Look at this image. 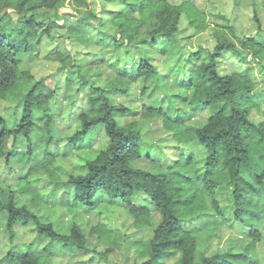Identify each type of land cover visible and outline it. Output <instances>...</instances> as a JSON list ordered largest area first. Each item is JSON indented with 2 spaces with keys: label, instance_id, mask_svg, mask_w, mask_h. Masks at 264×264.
Returning <instances> with one entry per match:
<instances>
[{
  "label": "trees",
  "instance_id": "16d2710c",
  "mask_svg": "<svg viewBox=\"0 0 264 264\" xmlns=\"http://www.w3.org/2000/svg\"><path fill=\"white\" fill-rule=\"evenodd\" d=\"M64 1L7 0L4 5L19 15L20 27L13 26L10 14L0 9V104L14 100L22 106L17 123L14 115L9 119L0 112V162L10 168L13 163L27 168L17 177L16 189L38 196L40 186L34 181L45 173L55 179L52 194L62 191L63 203L74 206L79 215L96 208L101 200L121 202L136 228L131 246H121L104 226L103 231H96V237L107 246V252L122 254L124 247L133 253L131 264H165L169 258H175L176 264H260L245 240L235 239L229 248L211 254L208 248H200L196 232L214 224H238L253 242L261 239L264 186L255 185L254 180L263 182L264 121L257 125L251 114L256 111L264 115V91H256L253 78L257 66L264 69V32L259 28L256 36L240 39L238 46L220 30L232 29L230 21L217 16L226 24L214 23L219 29H214L212 48L199 45L189 51L184 63L192 74L181 83L183 89L172 103L178 111L171 117L166 112L170 104L157 90L165 91L172 84L168 80L171 72L159 73L154 55L172 57V49L181 50L184 13L189 23L205 22L203 11L195 4L198 0H118L121 9L106 11V19L99 17L90 0H71L78 19L64 23L66 40L90 47L96 43V33L97 43L114 51L107 62L115 79L108 86H95L88 71L67 50L55 51L49 57L61 64L66 87L70 88L77 76L80 88H86L88 94V108L78 116L79 128L67 137V145L71 151H92L93 156L87 158L84 173H71L63 180L57 164L71 151L56 150L63 109L59 84L55 80L50 85L47 78L21 71L19 63L22 55L36 56L43 44L56 36L53 29L59 25L53 21ZM97 19L102 21L98 27ZM227 58L238 61L231 74L222 68ZM135 83L140 84L133 87ZM66 105L72 107L71 103ZM138 113L162 123L174 140L188 145L189 151L171 162L161 146L146 140L137 121L123 122L122 117ZM202 115L205 120H200ZM195 120L203 122L186 125ZM100 135L104 145L93 149ZM20 142L25 143L24 151H19ZM37 142L42 143L40 153ZM160 158L168 166L162 164L157 173L135 165L143 159L154 162ZM223 189L229 190L231 202L224 200ZM80 222L70 234L61 233L28 204H19L13 189L0 192V228L6 229L12 242L18 225L31 224L36 235L49 238L51 244L84 254L92 249ZM96 253L107 258L105 252ZM0 264L48 261L10 250L4 256L0 253Z\"/></svg>",
  "mask_w": 264,
  "mask_h": 264
},
{
  "label": "rangeland",
  "instance_id": "374dc122",
  "mask_svg": "<svg viewBox=\"0 0 264 264\" xmlns=\"http://www.w3.org/2000/svg\"><path fill=\"white\" fill-rule=\"evenodd\" d=\"M7 0H0L1 12L10 14L13 20V26L20 27L19 15L5 7ZM93 3V8L99 17L102 19L107 18V12L109 10H120L122 5L118 0H90ZM195 4L203 11L204 23L198 21V23H189L186 13H184L181 25H180V37L182 39L179 48L172 49V57H168L165 54L154 55V63L157 65L158 71L161 74H167L171 72L168 80L172 83L165 88V91L158 88L160 97H164L166 102L170 104V107L166 112L171 116H175L178 109L175 104H172L178 94L182 91L183 86L181 83L188 80L192 74L190 67L185 65V59L189 51H194L199 45L212 48L215 44L214 29H219L218 26H213L217 21L224 26L225 21L216 17H224L230 21L232 29L220 28L221 31L227 33L238 46L239 40L244 37H252L258 34L259 28L264 32V0H198ZM3 10V11H2ZM78 19V16L73 10L72 1H64L58 9L57 19H54L53 24L58 22L59 26L54 27L53 31L56 33L55 37L49 38L46 44H43L42 51L36 56L22 55L19 63L21 71L30 72L35 78H47V83L50 85L59 84L60 98L62 99L63 109L60 113V125L59 136L61 139L59 147L56 149L59 153H69L70 147L67 145V137L73 135L79 128L78 116L87 110V89L80 88V79L75 76L74 84L69 88L66 87V76L59 62L55 61L51 55L55 51H65L73 56L79 65L87 70L89 79L95 86H108L110 81L115 79V73L112 68L108 66L107 60L111 55H115L111 48H106L102 43H97V34L94 33V43L90 47L82 46L75 42L66 40L65 30L66 24L74 22ZM200 19V18H199ZM203 21V20H202ZM102 21L97 19L95 25L98 27ZM207 23L210 26L205 27ZM64 26L62 27L61 25ZM106 29V26H103ZM115 35V31H112ZM112 35V36H114ZM166 46V45H165ZM164 45H162L163 50ZM167 49V48H166ZM222 68L224 73L231 74L238 68V61L230 58L222 61ZM253 78L256 81V91L262 93L264 91V69H260L257 66L254 69ZM56 80V82H55ZM140 83H135L133 87H138ZM169 98L170 102H169ZM18 102L9 100L0 104V112H2L7 118L13 119L17 123L22 116V106L17 105ZM71 103L72 107L68 105ZM181 108V107H180ZM264 109V105L262 107ZM264 111V110H263ZM123 122L131 123L137 121L142 129H144L145 138L147 141L158 144L163 148L165 153L169 155L171 162L178 159L179 154L189 151L187 144L174 140L171 136V131H167L163 127L162 123L150 120L148 118H142L141 114H130L122 117ZM251 119L260 125L264 121V115L254 111L251 114ZM200 120H205V115H202ZM203 122V121H201ZM201 122L191 121L186 123L187 126L196 125L199 126ZM103 135L97 137L93 142V149L101 148L104 145ZM13 140L10 139L9 144H12ZM37 152H41L42 143L37 142ZM19 151H24V142L18 144ZM10 147V145H9ZM51 149H54L51 147ZM259 150L263 152L261 147ZM93 156V152L83 150H72L69 157L60 158L61 162H58L57 167L60 170V178L66 180L71 173H84L85 163L87 158ZM164 159L160 158L158 161L151 162L149 159H143L135 163L139 168L149 170L153 173H157L160 166L164 164ZM170 162V163H171ZM164 164V167H167ZM264 173V163L260 166ZM27 172V168L13 163L11 168L6 165L4 161L0 162V192L1 190H8L9 188L15 191L17 202L19 204H28V206L35 213L40 215L46 223H52L53 227L61 233L70 234L71 229L76 223H81L87 236V246L92 249L88 250L84 254L77 253L74 248L62 246L59 244H51V240L45 236L36 235L33 230V226L18 225L16 227V238L12 242L9 233L5 228H0V253L4 256L10 250H14L20 254H32L34 256L43 257L48 261V264H131L133 260V253L122 247V254L118 252H107V246L97 241L96 231H103V226L111 232V235L115 240L123 245H130V241L136 238V228L133 226V218L129 214L125 205L121 202L112 204L106 200L91 209L84 215L77 214V209L74 206H69L63 203L62 191L58 190L55 194H52V189L55 185V179L49 178L45 173L37 177L34 183L40 186L39 195H35L30 192L23 194L20 190L16 189V182L18 176H23ZM254 184L257 186H264L263 182L258 183L254 180ZM34 188L31 187L30 190ZM53 195V197H52ZM224 200L231 202L228 189L222 190ZM231 212L230 214H232ZM84 216V218L82 217ZM158 217V216H157ZM261 232V239L253 242L252 239L246 237L249 233H246L244 227H240L238 224L222 225L214 224L207 228H204L196 232L198 243L200 248H208L209 253L222 252L225 249L232 246V242L235 239L245 240L243 243L250 244V250L256 255L260 264H264V221L259 227ZM99 233V232H98ZM101 241V240H100ZM105 252L107 258H102L96 252ZM124 255H127L125 261ZM175 258H169L165 260V264H176Z\"/></svg>",
  "mask_w": 264,
  "mask_h": 264
}]
</instances>
